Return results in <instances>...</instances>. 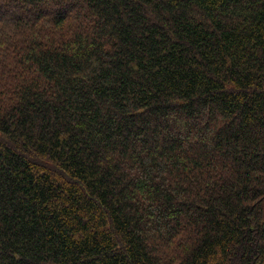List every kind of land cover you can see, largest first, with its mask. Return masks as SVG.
I'll use <instances>...</instances> for the list:
<instances>
[{
	"label": "trees",
	"instance_id": "16d2710c",
	"mask_svg": "<svg viewBox=\"0 0 264 264\" xmlns=\"http://www.w3.org/2000/svg\"><path fill=\"white\" fill-rule=\"evenodd\" d=\"M0 264H264V0H0Z\"/></svg>",
	"mask_w": 264,
	"mask_h": 264
},
{
	"label": "rangeland",
	"instance_id": "374dc122",
	"mask_svg": "<svg viewBox=\"0 0 264 264\" xmlns=\"http://www.w3.org/2000/svg\"><path fill=\"white\" fill-rule=\"evenodd\" d=\"M11 15H13V14H11Z\"/></svg>",
	"mask_w": 264,
	"mask_h": 264
}]
</instances>
